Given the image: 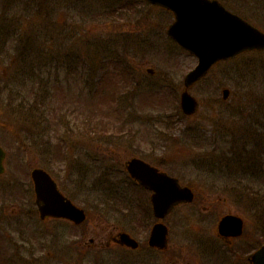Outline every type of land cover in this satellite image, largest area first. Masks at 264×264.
I'll list each match as a JSON object with an SVG mask.
<instances>
[{"label":"rangeland","instance_id":"1","mask_svg":"<svg viewBox=\"0 0 264 264\" xmlns=\"http://www.w3.org/2000/svg\"><path fill=\"white\" fill-rule=\"evenodd\" d=\"M236 2L244 19L264 31V0ZM11 5L13 8L3 11V19L0 17L2 22L11 15L14 26L20 23L23 16L24 27L28 23L40 27V22L44 20L50 23V27L56 25L52 27V52L59 47L61 51L66 43L61 42L60 45L59 39L61 34L69 31L71 39L67 44L72 48L67 54H75L80 61L81 71L82 68L85 71L76 84L75 78L65 77L63 69L56 77L62 80H57L60 83L68 80L78 86L80 99L68 105L64 112V120L69 122L66 132H53L50 129L39 138V141L49 143L46 153L38 154L28 143L25 146L24 142L21 145L17 141H10L9 129L3 131L6 124L2 120L7 115L0 112V146L7 153L5 173L0 176V235L6 236H0V264H14V259L2 262V258L8 257L12 251L11 256L14 253L22 264H59L56 259L62 254H56V245H62L60 248L67 245L73 249L79 245H95L90 241L96 235L107 237L119 231L131 233L136 241L147 247L149 231L156 220L150 212L149 194L141 192L127 180L123 166L131 158L142 159L178 179L181 185L193 187L196 191L190 206L175 209L166 222L163 220L164 224L170 226L168 245L171 248L163 253L162 264L169 263V254L173 256L172 248L175 246H190L191 249L192 246H199L200 238L205 241L209 236L213 238V227L219 217L227 213L243 218L248 243L264 244V204L257 206L260 200L264 202V192L255 188V193L244 194V205L237 204L235 196L238 190L225 188L228 180L238 179L235 162L220 160L227 155L212 152L209 145L215 130L229 135L236 132L234 109L237 106L247 108L257 102L263 112L260 119L264 121V54L242 55L235 61L214 68L190 90L201 107L196 116L187 118L178 107L179 94L184 75L196 66L197 60L166 39L165 29L172 22L170 15L140 0H30L22 9L20 5L15 7L13 0L8 4ZM0 26L4 27L1 22ZM13 30L16 31L14 27ZM39 30L34 28L31 32L36 34ZM119 32L122 33L121 37L115 40L114 35ZM24 33L27 31L23 30L22 33L18 28L16 36L31 38ZM77 33L82 34L81 39H78ZM123 36H127V42L130 39L129 43L124 41ZM11 56L13 54L10 52L7 57ZM115 56L122 60L123 66L128 63L130 72L124 74L121 80L119 78L122 96L119 97L121 103L118 107H115L109 94L110 86L101 91L95 90L99 88L97 86H102L103 81L105 83L111 79L108 76L111 72L108 61ZM149 68L155 71L153 76L145 72ZM102 69L108 71L100 77ZM126 76L129 78L126 79ZM51 77L52 83H55L54 75ZM89 78L94 79L92 84ZM21 79L29 81V77ZM112 86L111 95L115 90ZM222 88L230 91L226 104L221 103ZM52 90L55 91V88ZM250 91L258 93V100L253 101L254 96ZM6 94L1 92L0 106L11 113V109L5 107H10V104L6 105ZM12 104L16 105L17 101ZM49 105V121L59 113L58 108L65 110L59 100L54 103L49 101ZM52 107L56 110L50 111ZM12 116L18 119L13 113ZM259 133L264 136V128ZM60 136L62 141H59ZM225 138L231 139L229 136L222 139ZM246 138L250 142L249 134ZM258 138L262 141L261 137ZM57 145H60L61 153L71 157L66 166L53 161L56 154L52 151L57 149ZM256 149L258 153L255 156L260 165L258 169L264 172V154L261 153L264 146ZM16 162L21 166L13 167ZM34 167H43L51 172L65 194L85 210L87 220L80 229H73L70 225L38 223L28 215L35 210L29 180V172ZM125 195L129 199L127 206L123 205ZM106 198L109 203L102 207L101 201ZM252 202L259 209L257 219L249 208ZM188 214L192 219L189 222L190 234H183L175 220ZM245 245V251L239 250L241 264H247L246 256L252 251L248 250L251 248L248 244ZM212 247L221 246L216 242ZM224 251L229 254L226 262L229 258L233 262L235 255L231 253L232 250ZM154 254L151 253L150 257L147 255L146 260H151ZM180 256L186 261L189 254L181 250ZM68 257H74V250ZM73 262L68 259V264ZM190 264H200L191 253Z\"/></svg>","mask_w":264,"mask_h":264},{"label":"water","instance_id":"2","mask_svg":"<svg viewBox=\"0 0 264 264\" xmlns=\"http://www.w3.org/2000/svg\"><path fill=\"white\" fill-rule=\"evenodd\" d=\"M161 7L174 16L167 34L183 49L198 59L197 66L184 78L180 106L185 115H193L198 109L197 101L190 96L189 89L203 78L210 68L221 60L253 50L264 51V34L241 18L230 14L216 2L208 0H145ZM149 73H153L150 69ZM223 99L228 90L222 91ZM4 153L0 149V174L3 172ZM126 170L140 185L153 192L151 204L156 218H164L171 209L182 202H190L192 193L181 189L175 179L158 172L138 159L126 163ZM34 183L35 203L40 219L65 218L75 224L84 221L82 210L76 208L57 190L55 183L41 169L31 173ZM218 231L223 236L241 234L240 220L227 216L219 223ZM167 230L162 224L152 228L149 245L165 248ZM120 241L135 248L137 244L126 234H120ZM252 264H264V246L250 259Z\"/></svg>","mask_w":264,"mask_h":264},{"label":"flooded vegetation","instance_id":"3","mask_svg":"<svg viewBox=\"0 0 264 264\" xmlns=\"http://www.w3.org/2000/svg\"><path fill=\"white\" fill-rule=\"evenodd\" d=\"M220 5H222L225 9H227L230 12H235L237 10V2L236 0H218ZM13 8V7H11ZM9 8V10L11 9ZM3 11H0V17L2 16ZM24 17V16H23ZM23 17H21V21L19 24L15 25L13 24L12 20L14 17L8 16L6 19V23L4 27L0 26V32L4 30V32L0 33L3 36V38H0V77H8L13 74H16L17 72H21L22 74H28V75H36L40 76L41 73L39 72H34L32 69L31 70H25L23 69L24 62L28 61L24 58H20L18 56L19 52L21 49L18 48L19 44L25 43L26 45H32L34 46L35 44H38L40 46H47L49 45L50 42V37L47 29V21L44 20L40 24L43 26V32L46 33L47 35L43 39H37L36 37H32L34 33L31 32L36 27H33L34 25L32 23H28L27 27H24V21ZM29 17V16H28ZM1 19V18H0ZM3 19V16H2ZM2 19L0 22H2ZM36 23L35 25H40ZM13 26L16 31L19 28L20 31L23 33V30H26L28 36H31V38H24L20 37L18 38L16 36V31L14 32ZM40 29V28H38ZM8 46V47H7ZM49 50H50V45L48 49L42 48L40 49L41 53L38 54L42 56L43 61L48 62L49 61ZM29 51H33V49H29ZM12 53L13 56L7 57L9 53ZM22 65L21 69L19 66ZM47 67V65H46ZM45 74L49 73V69H47ZM243 105V104H242ZM240 112V115L242 118H246L249 121H241L239 123V128L244 129L245 132H248L249 129H252L251 131H255L254 128L256 127L257 123L249 118V116H253L258 114V109L254 108V106H250L249 108H242L238 110ZM255 119V118H254ZM252 121V122H251ZM245 123V124H244ZM248 127V128H247ZM245 168V167H244ZM244 172L242 171V174ZM245 181H239V185H243ZM190 206V204H182L176 207L175 209L181 207H187ZM174 209V210H175ZM174 210L168 215L171 216ZM167 216V217H168ZM167 217L164 218V221L167 220ZM178 219L175 220V223L178 225V227H181L182 233L183 234H190V215H182L180 217H177ZM192 220V219H191ZM51 221V220H49ZM48 221V222H49ZM166 222V221H165ZM218 223V222H217ZM72 224V223H71ZM69 223V225H71ZM167 229H168V234L170 231V226L169 224H165ZM217 225V224H216ZM216 225L213 227L211 231V235H213V238L211 236L206 239L207 241L204 240V238L199 239V246H192L190 249V246L184 247V246H175L173 256L169 254L170 261L168 264H190V253L195 257V259L199 260L200 264H241L240 262L242 261V257H240L239 250L242 252L243 251V246L247 243L248 240L245 237L243 239V236H240L238 238H226V237H220L216 233ZM73 226V224L71 225ZM75 229H80L82 225L79 226H73ZM120 232V231H119ZM131 236L132 234L129 233ZM118 232L115 234H109L107 237H99L95 236V239H91V242L95 245H88L83 247L82 245L76 246L74 250V264H162L163 259L162 255L163 253H166L171 247L167 245L166 248L164 249H156L152 248L149 246H144L141 245L140 242H138V246L134 249L125 247L119 243V240L117 238ZM246 241V243H244ZM218 243L221 247H212V245L215 243ZM256 243V242H254ZM57 248V253H61L62 256H60L59 263L60 264H68V257L66 255V248H60L59 246L62 245H56ZM202 246H204L202 248ZM146 247V248H145ZM246 247V245H245ZM178 248H181L183 252H186L189 254V256L185 259L181 255V250L178 251ZM231 251L232 254L235 255V260L232 262L231 258H229L228 263L226 262V259L228 258L227 255H229L226 251ZM234 250V251H233ZM151 253H155L153 258L150 260H146V256L150 257ZM83 254L85 255L83 257ZM249 256H246V261L247 264L249 263ZM87 261V262H86Z\"/></svg>","mask_w":264,"mask_h":264},{"label":"trees","instance_id":"4","mask_svg":"<svg viewBox=\"0 0 264 264\" xmlns=\"http://www.w3.org/2000/svg\"><path fill=\"white\" fill-rule=\"evenodd\" d=\"M23 104V103H22ZM19 106V105H18ZM17 112L19 113V118L21 120V122L23 124H27L28 121L30 120V118L32 117V110L29 109L28 107L26 106H22L20 105L19 106V109L17 107ZM232 153V151L230 152ZM228 156H225V157H221L220 160H225L227 163H234V164H237V162L240 161V157L237 156L236 153H232V154H227ZM59 157V154L57 155ZM59 160V159H58Z\"/></svg>","mask_w":264,"mask_h":264}]
</instances>
